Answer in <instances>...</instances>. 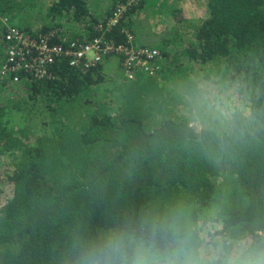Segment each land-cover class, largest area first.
<instances>
[{"label":"trees","instance_id":"16d2710c","mask_svg":"<svg viewBox=\"0 0 264 264\" xmlns=\"http://www.w3.org/2000/svg\"><path fill=\"white\" fill-rule=\"evenodd\" d=\"M50 1L53 26L33 28L24 19L16 25L36 0H0V14L34 36L59 31L56 43L92 40L126 0H114L100 19L87 0ZM141 1L105 38L131 45L129 30L135 46L155 48L163 59L153 78L142 69L129 79L119 62L124 76L114 103L99 93L113 58L87 73L60 60L55 79L21 88L51 111L53 131L38 135L24 127L21 104L8 98L13 85L0 80V264H81L114 231L151 239L154 224L176 218L201 227L222 223L233 237L261 241L264 0H204L207 19L183 21L176 42L153 46L135 39L131 15L148 2ZM66 17L85 30L68 38L59 24ZM3 57L0 35V66ZM206 97L231 99L227 115L209 112ZM196 120L207 126L199 134ZM155 237L161 247L171 240L163 231Z\"/></svg>","mask_w":264,"mask_h":264},{"label":"built area","instance_id":"2783aa9c","mask_svg":"<svg viewBox=\"0 0 264 264\" xmlns=\"http://www.w3.org/2000/svg\"><path fill=\"white\" fill-rule=\"evenodd\" d=\"M140 0H126L120 3L105 26L97 28L99 37L92 40L77 38L68 40L62 37V43L54 42L59 31L48 35L34 36L0 14V35L4 48V57L0 66V80L12 85L23 86L53 80L56 76L52 68L60 60L70 67L87 73L91 68L102 64L109 58L117 59L129 79L135 77V71L144 69L149 78L156 77L154 67L163 59L162 52L155 48L135 46L134 36L126 30L131 45H119L109 42L105 34L116 27L125 12L139 5Z\"/></svg>","mask_w":264,"mask_h":264},{"label":"clouds","instance_id":"9594fccd","mask_svg":"<svg viewBox=\"0 0 264 264\" xmlns=\"http://www.w3.org/2000/svg\"><path fill=\"white\" fill-rule=\"evenodd\" d=\"M209 112L227 115L230 102L222 98L204 99ZM151 239L134 232L114 231L99 247L86 252L81 264H264V232L261 241L233 237L223 232V224L210 227L193 225L176 218L171 223L153 225ZM168 232L170 242L158 246L155 233Z\"/></svg>","mask_w":264,"mask_h":264},{"label":"rangeland","instance_id":"374dc122","mask_svg":"<svg viewBox=\"0 0 264 264\" xmlns=\"http://www.w3.org/2000/svg\"><path fill=\"white\" fill-rule=\"evenodd\" d=\"M114 0H87V7L92 16L96 18H105L113 6ZM145 7L137 9L131 19L135 23V39L138 44L153 46L154 44H164L161 40H178L177 24L182 25L183 21H195L199 24L209 17L207 11V3L204 0H147ZM50 0H36V4L31 7L28 4L26 12L20 15V19L15 21L16 25H24L23 19L34 25L33 28L42 25L53 26L52 21L48 18V8ZM142 7V1L139 2ZM31 7V8H30ZM50 11V10H49ZM61 20V19H60ZM59 20V21H60ZM64 31L67 32L68 38L85 30V24L74 22L72 19L64 18L60 23ZM189 25V24H188ZM190 32V31H189ZM176 33V36L175 34ZM175 37V38H174ZM159 42V43H158ZM105 78L107 81L101 86L99 93L107 96V100L114 103L120 96L118 90V81L124 74L119 67L117 59L110 60V64L106 65ZM22 86L13 85L11 94L8 95L14 102H19L27 114L23 123L31 132L38 135H48L53 131L50 126L51 120L50 109L42 102H33L27 99L28 94L21 89ZM231 103V99L229 100ZM178 103V102H176ZM234 106L232 105L231 108ZM245 110L246 108H241ZM192 109L186 108L190 113ZM193 129L199 134L206 129V124L200 120L191 123ZM48 133V134H47ZM7 159H2L1 163L6 164Z\"/></svg>","mask_w":264,"mask_h":264}]
</instances>
